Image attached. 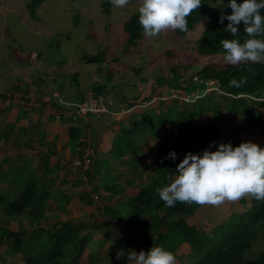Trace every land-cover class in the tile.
Segmentation results:
<instances>
[{
    "label": "trees",
    "instance_id": "1",
    "mask_svg": "<svg viewBox=\"0 0 264 264\" xmlns=\"http://www.w3.org/2000/svg\"><path fill=\"white\" fill-rule=\"evenodd\" d=\"M44 1L27 2V10L33 19H40L37 8ZM111 1L103 0L101 4L106 16L110 14ZM231 11L227 0H202L198 8L188 16V30L176 29L177 33L186 35L200 22L205 21V28L197 41V53L201 56L224 54L226 50L220 43L222 39L233 38L234 35L241 41L248 38L242 23L239 33L233 34L226 28L227 17L223 22L220 21L222 13ZM138 17L139 12L133 13L124 23L127 33L126 47L137 44L144 33ZM81 60L102 64L105 61V51L100 50L95 54L83 53ZM172 74V79L159 77L158 83L188 93L197 91L203 96L191 102H179L176 98L166 109L156 112L152 108L144 112L140 118H134L128 126L120 127L112 140L110 153L114 159H123L126 155L132 154V158L123 161L129 164L128 169L135 175L138 167L134 165L138 163L142 143L150 135L164 133L169 141V150L175 149L178 155L176 159L166 155L162 160L153 161V172L148 174L146 182L140 184L138 193L123 200L117 208L105 204L104 212L111 218L125 223L128 229L138 220L146 218L152 221L156 226L155 230L150 226V222L146 220L141 222L142 227L148 232L143 241L145 250L152 244H159L174 252L176 256L180 244L187 242L190 245V252L185 264H264V252L252 259L244 257L246 250L259 239V235L262 233L264 236V199H257L249 193L251 197L247 210L232 213L227 220L206 231L189 224L186 219L200 204L177 200L174 205L169 206L157 192L158 187L169 183L170 177H175V167L187 151H202L210 142H215L212 144L213 150L221 141L238 144L234 139L235 131L230 132L225 126L223 110L260 126L264 135V59L245 60L236 64L226 63L222 66L215 63L206 64L198 69L188 82L181 80L182 75L176 68L172 69ZM233 79L239 81V84L230 83ZM209 81L216 83L217 90L206 94ZM20 88V85H16L14 90ZM90 89L105 96L108 91L107 85L100 81L95 82ZM83 97L84 94L79 101ZM107 100L111 106L110 100L108 98ZM207 112H212L210 120L203 116ZM60 118L70 124L68 144L76 149L82 136L79 120L74 121L65 114ZM0 137L7 138L5 135ZM86 149L82 150L79 156L85 153ZM158 154L159 151L155 152L154 156ZM45 163V172L41 175H38L36 169L29 166L28 162L20 166L12 163L6 170L0 168V184L6 183L9 186L4 188L0 185V245L5 243L8 252L20 254L22 264L78 263L82 253L91 247L94 233L85 232L83 224L78 223V220L61 219L58 214L49 227L42 225V220L47 216V210L51 206L50 201L57 202L63 209L70 200V196L63 193L60 188L54 189L48 185L52 183L46 179L53 171H57V168L49 166L48 157ZM59 163L66 169L61 159ZM85 173L88 176H102L99 184L105 187L110 198L122 193L124 185L132 183L130 179L124 184L119 183L107 162L105 160L95 162L94 157L91 167ZM8 194L14 196L9 197ZM240 200L245 202L243 197ZM23 219L28 220V227L25 226ZM12 221H18L17 228H11ZM98 241L101 245L106 242L103 239ZM132 241H134L132 238L125 240L126 243ZM117 242L119 245L123 243L119 239L115 243ZM0 257L4 259L2 255ZM120 257L116 264H127V255Z\"/></svg>",
    "mask_w": 264,
    "mask_h": 264
},
{
    "label": "rangeland",
    "instance_id": "2",
    "mask_svg": "<svg viewBox=\"0 0 264 264\" xmlns=\"http://www.w3.org/2000/svg\"><path fill=\"white\" fill-rule=\"evenodd\" d=\"M28 1L0 0V90L3 89V85L5 88H14L15 81L22 84V88L24 86L28 88L31 87L32 81L39 82V77L44 78L46 84L50 85V75L53 72H62L63 88L78 91L85 87V83L93 82V75H96V82L99 78V66H105L102 73L108 72L111 76L103 75L99 80L102 78L101 80L107 85L109 89L107 94L113 96L115 100H121L123 97L132 99L133 104L137 106L138 114L151 108H157L156 112H158L166 109L174 100L173 96L179 91H181L179 98L183 93L181 89L160 85L159 77L172 79V69L176 68L182 75L181 80L188 82L191 76L206 64L215 63L222 66L228 63L223 58L224 54L201 56L197 53L196 45L205 28V21L200 22L186 35L178 34L176 29H168L151 37L143 33L137 44L126 47L127 33L124 23L133 13L138 12L140 0H129L125 7H118L111 1L108 16L103 13L101 5L103 0H45L37 8V14L40 16L38 20L30 16L26 7ZM100 50L105 51L103 64L81 60L83 53L95 54ZM75 70L79 73L78 82L73 73H70ZM215 90H217L216 83L209 81L205 93L211 94ZM162 97L165 100H161ZM178 100L182 102V99ZM63 113L65 114V110ZM210 114L207 112L203 116L209 120ZM222 114L226 119L227 130L235 131L234 139L239 140L238 143L242 140H252L264 146V135L258 126L251 125L242 117L225 110ZM151 138H154V142ZM147 140L142 143L147 154L151 155L150 150L155 148V143L158 145L156 148L159 154L156 156L145 154L144 160H162L169 153V141L164 133H160L157 137L150 135ZM79 174L83 175V172L77 175ZM68 184L70 185V182ZM0 185L9 188L6 183ZM48 185L54 186L53 183ZM8 196L14 195L8 194ZM241 197L245 202L237 199L225 200L218 205L200 204L186 219L191 224L210 231L215 225L227 220L232 213L247 210L251 196L247 193ZM73 199V204L78 202L75 208L73 207L74 210H56L54 209L56 203L52 202L53 207L47 210V216L42 220V225L49 227L58 214L60 218L78 219V223L83 224L85 232L94 233L91 247L82 253L79 262L67 264H116L121 258H117L118 249L123 248L125 254L132 249L136 251L144 249L143 241L148 232L142 227L141 222L149 219L134 222L133 227L129 229L115 227L114 231L106 235L104 231H107V228L102 227L101 223L97 228L95 227V223L108 218L103 215L104 210H78L76 208L79 201L76 199V194L73 195ZM63 202L66 203V200ZM67 204L70 206V200ZM101 205L98 201L99 208ZM96 212H102L103 216ZM23 221L28 227V220L23 219ZM148 222L155 230V224L152 221ZM10 226L17 228L18 221H12ZM115 236L123 241L121 245L119 242L115 243L116 240H110ZM102 238H109L104 245L98 241ZM127 238H132L134 241L126 243ZM258 238L252 247L246 250L245 259L255 258L264 252L263 234L261 233ZM188 248L186 250L180 248L178 254L186 253ZM7 250L5 243L0 245V255L4 257V259L0 257V264H22L20 254H13ZM183 260L187 261V257ZM126 263L134 264V261L127 260Z\"/></svg>",
    "mask_w": 264,
    "mask_h": 264
},
{
    "label": "crops",
    "instance_id": "3",
    "mask_svg": "<svg viewBox=\"0 0 264 264\" xmlns=\"http://www.w3.org/2000/svg\"><path fill=\"white\" fill-rule=\"evenodd\" d=\"M104 67L105 66H99L98 68L99 78L103 75H109L108 72L107 74L102 73ZM70 73H73V75L77 74L76 79L78 82L79 73L76 70ZM50 76V79L48 78L51 82L50 85L46 84L44 78L39 77V82L32 81L31 87L26 88V86H24V88L21 87L18 90H14L13 87L5 88V85H3V89H5L0 90V135H2V137L4 135L7 136L6 139H0V168L6 170L12 163L20 166L28 162L29 166L36 169L37 174L41 175L45 172V161L46 157H48L49 166L51 168H57V171H53L46 181H52L54 189L60 188L63 193L70 196V206L66 204L62 209L60 205L55 202L56 205L54 209L64 211L74 210V206L78 203H72L74 194H76V199L79 201L78 207L76 208L78 210H105V204L112 208L119 207L123 200L135 196L139 191L140 184L148 180V174L153 172L152 162L154 160H144V155L150 154H147L143 146L138 153L139 159L138 163H136L138 166L136 164L134 165L138 167L134 175L128 169L129 164L123 161L132 158V154L126 155L123 159H114L110 153L112 140L121 126H128L134 118H140L146 111H141L138 114L136 113L137 106L133 104L132 99L123 97L121 100H115L113 96L107 94L106 96L111 103L110 112L98 117L89 116L80 119L78 125L82 130V136L79 146L73 149L68 144L70 124L62 120L60 116L63 114L66 107L73 102L79 101L85 90L93 86L96 75H93V84L85 83L83 89H78V91L72 90L74 93H71L72 91H70V88H63L64 83L61 82L62 72H53ZM99 78L97 81L104 83L101 80L102 78L100 80ZM15 82L16 85H20L18 81ZM68 85L70 86V84ZM20 86H22V84ZM49 87H52V89ZM47 89L49 91H47ZM107 92H109V89ZM2 94L5 96H2ZM136 98H138V96ZM31 101H36L37 104H30ZM154 109L157 110V108ZM210 113L209 120L212 117V112ZM249 124L258 126L251 122H249ZM258 127L261 130V127ZM157 135L159 134L152 136L157 137ZM151 140L154 142V138H151ZM155 145V148L150 150L151 155L159 151L158 148H156L158 145L156 143ZM87 147H93L95 149V162L100 160H105L107 162L113 174L117 176V181L119 183L124 184L127 179L132 180L131 184L124 185L122 193L114 198H110L105 187L99 184L101 178H103L102 176H88L85 172H83V175L79 174L73 176L66 169L61 167L59 159L65 158L72 160L78 157L82 150ZM102 171H104V169ZM69 182L70 185L68 184ZM98 201L102 204L101 208L98 207ZM51 203L50 201V204ZM52 207L53 206H50V208ZM97 213L100 216H108L104 211L103 215H101L102 212H96V214ZM61 219L67 218L61 217ZM111 221L115 222V224H112ZM100 223L102 227L107 228V231H104L106 235H108V232L114 231L115 227L126 229L125 223L116 218H111L110 216L102 219L101 222L95 223V227L97 228ZM188 223L191 224L189 221ZM195 226L199 229H203L197 225ZM102 239L107 240L109 238ZM111 239L112 241L118 240L119 237L115 236L110 238V240ZM187 247L189 248L185 251L186 253L178 254L180 248L186 250ZM178 250L176 252V264H185L187 261L183 260V258L187 257L189 254L190 245L187 242H183L180 244Z\"/></svg>",
    "mask_w": 264,
    "mask_h": 264
},
{
    "label": "clouds",
    "instance_id": "4",
    "mask_svg": "<svg viewBox=\"0 0 264 264\" xmlns=\"http://www.w3.org/2000/svg\"><path fill=\"white\" fill-rule=\"evenodd\" d=\"M112 2L125 7L129 0ZM201 3L202 0H140L138 19L145 35L150 37L168 29L187 31L188 16ZM227 4L232 11L222 13L220 21L227 17L226 28L233 34L239 33L242 23L248 38L241 41L234 35L222 39L224 60L236 64L264 59V0H227ZM230 83L239 81L233 79ZM213 143L199 152L187 151L175 167V177L157 188L167 205L172 206L177 200L218 205L247 193L264 199V146L252 140L236 145L221 141L213 150ZM167 155L176 159L178 153L172 149ZM124 254L123 248L117 250V258ZM126 255L134 264H176L174 252L159 244H152L147 250L132 249Z\"/></svg>",
    "mask_w": 264,
    "mask_h": 264
},
{
    "label": "built area",
    "instance_id": "5",
    "mask_svg": "<svg viewBox=\"0 0 264 264\" xmlns=\"http://www.w3.org/2000/svg\"><path fill=\"white\" fill-rule=\"evenodd\" d=\"M209 83V82H208ZM182 96L179 98V93L173 96L174 99H182V102H191L195 98L200 97L197 91L191 93L182 90ZM161 100H165L162 97ZM30 104H37L36 101H31ZM111 106L107 100V97L103 94H98L94 90L88 89L84 93L82 100L74 102L65 109V115L70 117L74 121L89 117V116H102L110 112ZM64 114V113H63ZM95 156V150L93 147H88L81 156H78L72 160L61 159V162L65 164L66 169L71 175H77L79 172H85L92 165V159Z\"/></svg>",
    "mask_w": 264,
    "mask_h": 264
}]
</instances>
